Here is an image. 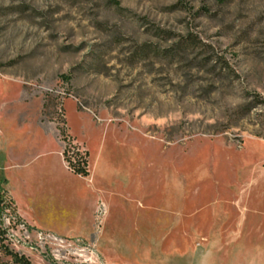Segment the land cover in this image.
Here are the masks:
<instances>
[{"label":"rangeland","instance_id":"374dc122","mask_svg":"<svg viewBox=\"0 0 264 264\" xmlns=\"http://www.w3.org/2000/svg\"><path fill=\"white\" fill-rule=\"evenodd\" d=\"M60 129L93 174L107 168L96 231L36 233L11 204V250L33 264H264V0H0V145L55 150Z\"/></svg>","mask_w":264,"mask_h":264},{"label":"crops","instance_id":"0c3cea01","mask_svg":"<svg viewBox=\"0 0 264 264\" xmlns=\"http://www.w3.org/2000/svg\"><path fill=\"white\" fill-rule=\"evenodd\" d=\"M52 135L56 149L44 151H36L35 142H29L27 137L24 139L26 135L20 140L2 135L0 153L6 152L4 167L8 173L2 178L1 169L0 179L5 181V189L18 217L32 231L62 238L93 236L98 207L106 203L107 168L103 165L100 173L93 174L92 156L84 144L90 155V175L83 178L73 174L64 161V144L58 135ZM104 144L102 139L96 164L101 160ZM7 149L11 150L8 154ZM52 154L59 161L58 169L53 171L45 162ZM108 171H111L110 166ZM226 225L218 232L213 230V235H223L221 230L224 231ZM238 227H233L232 235H243L242 226L238 224Z\"/></svg>","mask_w":264,"mask_h":264},{"label":"trees","instance_id":"16d2710c","mask_svg":"<svg viewBox=\"0 0 264 264\" xmlns=\"http://www.w3.org/2000/svg\"><path fill=\"white\" fill-rule=\"evenodd\" d=\"M60 136L61 140L65 144L63 157L68 168L73 174L87 178L90 175L89 153L87 151L83 153L77 152V149L79 148L74 145L73 140L67 135L65 129H60ZM72 149H74V152H72ZM11 204H13V202L9 198L5 189V181L0 179V213L9 209ZM14 212H16V209H14ZM5 242L6 232L0 230V251L6 257L10 258V262H0V264H33L29 257L11 250Z\"/></svg>","mask_w":264,"mask_h":264},{"label":"built area","instance_id":"2783aa9c","mask_svg":"<svg viewBox=\"0 0 264 264\" xmlns=\"http://www.w3.org/2000/svg\"><path fill=\"white\" fill-rule=\"evenodd\" d=\"M72 150H73L72 152H74V149H72ZM77 152L83 153L81 151V149H77ZM102 209H103V204H100L99 207H98V214H100L102 212ZM39 237H42V234H40Z\"/></svg>","mask_w":264,"mask_h":264}]
</instances>
